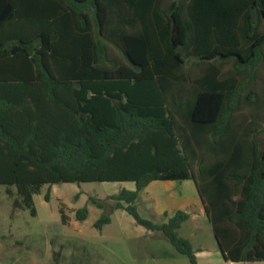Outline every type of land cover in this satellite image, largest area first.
Instances as JSON below:
<instances>
[{
    "label": "trees",
    "instance_id": "trees-1",
    "mask_svg": "<svg viewBox=\"0 0 264 264\" xmlns=\"http://www.w3.org/2000/svg\"><path fill=\"white\" fill-rule=\"evenodd\" d=\"M263 130L264 0H0V184L14 208L33 213L44 184L48 200L56 183L130 181L110 211L197 264L177 233L188 213L155 223L136 204L154 180L188 179L222 258L264 261Z\"/></svg>",
    "mask_w": 264,
    "mask_h": 264
},
{
    "label": "rangeland",
    "instance_id": "rangeland-1",
    "mask_svg": "<svg viewBox=\"0 0 264 264\" xmlns=\"http://www.w3.org/2000/svg\"><path fill=\"white\" fill-rule=\"evenodd\" d=\"M259 139L264 141V130ZM134 187L130 181L62 182L50 187V198L46 200L44 195L49 186L44 184L32 195V213L30 208H14L15 186L0 184V264H191L161 231L137 224L125 210L110 211L108 196L122 188ZM167 187L187 204L190 218L181 224L177 233L189 240L195 254L203 251L208 257L200 258L199 262L264 264V261H225L211 224L200 211V198L193 181L175 180ZM92 198L102 202L103 207L97 206ZM163 201L166 202L162 196L160 202ZM171 206L174 209L176 205ZM80 207L88 209V216L82 221L75 216ZM146 208H138L143 217L155 223L166 221L152 204ZM61 210L65 222H62ZM105 214L110 216V222L100 229L94 226Z\"/></svg>",
    "mask_w": 264,
    "mask_h": 264
},
{
    "label": "crops",
    "instance_id": "crops-1",
    "mask_svg": "<svg viewBox=\"0 0 264 264\" xmlns=\"http://www.w3.org/2000/svg\"><path fill=\"white\" fill-rule=\"evenodd\" d=\"M174 181L175 180H154V181L150 182L140 192L139 197L136 201L137 208L142 207L145 210H148V208H146V206L152 204V208L155 209L158 213H162L165 216L166 220H167V217L171 216L177 210H183L186 212L187 204H185V202H183L180 199L181 198L180 196H177V194L172 193L170 191L171 188L167 187L169 184H171ZM182 181L183 182H189L190 180L187 179V180H182ZM157 182H160V183L158 184ZM144 194H146L145 195L146 197H140ZM162 196L164 197V200H166V202H164V201L160 202V200L162 199ZM173 204L176 205V206H174L175 207L174 209H172V206H171ZM200 204H201L200 205V211L205 214L204 207H203L201 200H200ZM118 209H115V210H118ZM120 210H123V209H120ZM113 212H114V210H113ZM188 212L189 211H187L186 213H188ZM165 213H167V216L165 215ZM188 215L189 216H188L187 220L190 218L189 213H188ZM199 253L201 254V256L198 255ZM195 256H196L197 264H207V262H204V263L199 262L200 258H202V259L208 258L207 256H205L203 254V251L196 252ZM229 262H231V261H229ZM232 263H238V262H232Z\"/></svg>",
    "mask_w": 264,
    "mask_h": 264
}]
</instances>
